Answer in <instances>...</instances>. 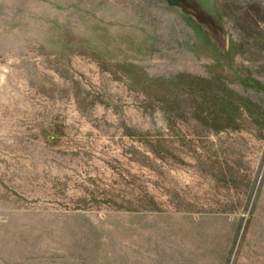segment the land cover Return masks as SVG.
Masks as SVG:
<instances>
[{"label": "rangeland", "instance_id": "1", "mask_svg": "<svg viewBox=\"0 0 264 264\" xmlns=\"http://www.w3.org/2000/svg\"><path fill=\"white\" fill-rule=\"evenodd\" d=\"M0 264H264V0H0Z\"/></svg>", "mask_w": 264, "mask_h": 264}]
</instances>
